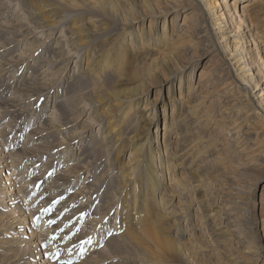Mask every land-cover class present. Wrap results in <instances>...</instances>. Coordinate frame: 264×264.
I'll use <instances>...</instances> for the list:
<instances>
[{"label":"rangeland","instance_id":"rangeland-1","mask_svg":"<svg viewBox=\"0 0 264 264\" xmlns=\"http://www.w3.org/2000/svg\"><path fill=\"white\" fill-rule=\"evenodd\" d=\"M103 1L111 15L99 12L98 0H69L71 11L41 0L46 24L55 17L58 24L36 30L26 0H0V264H150V238L129 247L120 234L121 203L133 202L137 191L128 138L111 149L99 113L124 119L130 134L151 133L161 187L187 185L163 228L189 253V264H264V119L233 76L231 57L217 53L202 0ZM236 1L215 3L230 9ZM246 3L245 19L256 13L251 18L264 34V0ZM241 7L238 0L237 21ZM116 13L141 18L115 24ZM247 30L236 29L244 50L239 67L248 65L249 52L264 62V42L255 44ZM81 38L96 45L98 57L109 47L105 54L125 63L119 81L99 88L81 73L85 62L73 48ZM165 127L172 130L167 148ZM119 168L126 170L125 194ZM7 173L15 186L6 185ZM156 190L151 202L164 211L165 194ZM164 263L187 264H156Z\"/></svg>","mask_w":264,"mask_h":264},{"label":"bare ground","instance_id":"bare-ground-1","mask_svg":"<svg viewBox=\"0 0 264 264\" xmlns=\"http://www.w3.org/2000/svg\"><path fill=\"white\" fill-rule=\"evenodd\" d=\"M40 1L41 0H37V1L26 0V3H27L26 8L28 12L32 15V21L36 25V30H38V28L40 29L42 28L44 30H47L50 28V30H52L51 27L52 28L57 27V24H58L57 17L52 19V22H55V23L46 24L45 19L41 14V11L43 9L42 8L43 4ZM56 1L61 2L60 4L58 3L57 5V8L60 9L61 11H66V10L71 11L72 10L67 5V2L69 0H56ZM239 1L242 3V7H241L242 13L238 15L239 16L237 18L238 21L235 20V17H237L236 14L234 16V11L237 10L238 0L232 4L230 9L229 8L225 9V7H227L226 5H224L223 8L221 7L219 8V6H217V4L215 3V0H202L204 8H201V7L200 8L202 10V13L204 15L205 14L207 15L208 19L209 18L212 19V23L215 28L214 33L216 34V38L218 39V40L216 39V42H215L217 44L215 48L217 53L220 56L228 53V55L231 57L230 58L231 62H229L228 66H230V70L232 69L233 71L234 69V74L232 73L233 76L238 80L240 84L245 86L248 97L250 94V97H249L250 101L254 103L253 104L254 106L252 107L255 108V110L258 109V112H262L261 119H264L263 118L264 116L263 115L264 114V67H263L264 62H262V58L259 57L260 54H258L257 53L258 51H256L259 48L258 47L251 48V50L256 51V54L253 55L252 53L249 52V57H248V62H247L248 65L246 64L244 67L243 66L239 67V65H237V62L240 59L235 60L236 57H238V55L244 51L242 49V46H240L239 41L236 40V34H237L236 29L241 28L242 24H245V26L248 28L247 31L249 32V30H252V33L255 34V37L253 39L255 44H259L258 42H264V36H263L264 34L261 33L262 31H260V25L256 23L254 20H252L251 18V16L256 13L250 12L247 15L249 17V20L245 19L246 17L245 12L248 7L246 2L249 0H239ZM98 3L100 5V9H98L99 12L111 15V12L113 10L112 6H108V7L105 6L103 0H98ZM44 7L46 8V6ZM89 11L90 10H88V12ZM51 13H53V11H51ZM139 17L141 18V16H138L133 19L130 16H127L126 19H123L122 17H120L118 13H116L113 15V22L115 24H119V22H121L120 24L124 25L126 23L128 24L129 22L131 23L134 22ZM73 19H76V17H74ZM176 20H177V17L173 16L172 25L175 23ZM257 21H260V20H257ZM224 22L229 24L230 26L228 27V29L230 28L229 30L223 29L222 23ZM28 24H25L26 31L30 34L31 32L34 33V31L27 30L29 29V27L27 26ZM81 28L82 26H79V30H82ZM134 31L135 30H133L132 28V31L130 30V35H132ZM71 39H72L71 41L73 40L76 41L75 39L77 38L75 36H72ZM78 40H79L78 42L74 43L73 48L77 51V53H81L80 62L82 64L83 62H85V66L84 67L82 66L80 70H81V73L86 76V78L88 77L91 80V82L94 81V84L99 86V88L102 85H105L108 83H114L121 79L122 69L125 66V63H123V61L113 62L111 57L105 54L106 52H108V49L106 48H109V47H100L101 52H102L101 53L102 57H98L97 51L95 49L96 45L94 46L93 42L89 40H83L82 38ZM116 40L117 39H115L114 42ZM222 41L227 42V44H219ZM110 44L114 45V43L112 42L108 43V45ZM218 44H219V47H218ZM262 44L264 45V43ZM192 74H193V71L191 73V76ZM181 81H182V78H181ZM97 102L98 101L96 100L93 102L94 107L97 104H99ZM103 117H105L103 113L97 114V120L100 121L99 125H101L102 127L101 132L103 136L107 138V142H106L107 145L115 151L118 147L120 148V146L122 145V141L124 142L125 139L123 140V138H128V142H127L128 149L130 150V153H133V158H134V163L132 164L134 173L131 174L133 176H130L129 181H134L135 186L132 187V189L136 188L137 191L135 195L132 196L134 199L133 202L124 201L125 204L121 203L122 228H120L121 229L120 234H121L122 239L124 240L123 242L128 244L129 247H132V246L138 247L139 245L143 243L144 241L143 235H145L150 238V244L146 248L147 256L145 257L146 261H148L150 264H156L157 262L162 263L166 261L167 259H175V260L182 259L184 260V262L189 264L190 262L189 257H188L190 256L189 253H185L184 249L179 244H175L172 238L169 237V235L165 232L163 228V220L166 218V215H169L168 217H175L172 215L173 213L172 209H174L175 207L174 196L176 192H178L177 195L179 196H181V194L183 196H186V191L188 189L187 185L184 182H182V187L179 188L180 184L177 183V186H178L177 188L168 189V190L165 189L163 186L161 187L163 182L161 183L159 179L162 177L161 176L162 172L160 174H157L158 163L156 162V156L154 153L155 151H153V147H152L154 140L150 135L151 133L150 134L149 133L130 134L132 127L127 126L124 119L122 118L117 119L115 117L111 119H107ZM112 121L117 124L114 127L113 126L109 127V123ZM132 130L134 132V129ZM143 130H146V129H143ZM128 134H130V136H128ZM170 134H172V130H168V129L166 130V127H165L163 136L165 139L164 144L166 148L170 146V140H169ZM159 152L161 153L160 148H159ZM160 163L161 164L163 163L161 158H160ZM1 166L3 167L2 164H0V167ZM4 168H8V167H6L5 165ZM119 171H120V175L116 182L118 185V189L122 192V194H125L128 192L126 191L128 190V188H126V183H125V178H124V176L126 175V170L123 171L122 168H119ZM9 172H10V169H9ZM10 175L11 173L10 174L7 173L5 174V176L4 175L3 176L7 177L8 180L10 179L9 181L7 180L6 185L8 186V184H10L9 187H13L15 186V182H14V179L11 180ZM131 185H132V182L130 186ZM156 187L161 188V190H156V192L162 191L165 194L164 196L166 197V199L164 200L165 201L164 211H160V210L158 211V209H156L157 203L155 204L151 202V192ZM136 201H137V205L135 204ZM159 202H161V200ZM187 206L189 209V204H187ZM171 207L173 208L170 209ZM181 217H182V213H180L179 217L176 218L177 221H179ZM22 221L26 224V223H30L31 219H29L28 216H26L24 217ZM263 228H264V224H263ZM30 236L31 235H29V237ZM199 246L201 247L202 245L199 244ZM116 247H118V245ZM44 255L45 254L42 252V258L45 257ZM143 255L144 253L142 254V256ZM34 261H35L34 263L36 264H43L41 259H34ZM25 264H29V262L28 263L26 262Z\"/></svg>","mask_w":264,"mask_h":264}]
</instances>
